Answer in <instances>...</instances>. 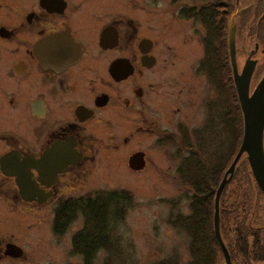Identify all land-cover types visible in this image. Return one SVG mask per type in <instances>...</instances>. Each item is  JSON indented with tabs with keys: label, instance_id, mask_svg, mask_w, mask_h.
<instances>
[{
	"label": "flooded vegetation",
	"instance_id": "obj_1",
	"mask_svg": "<svg viewBox=\"0 0 264 264\" xmlns=\"http://www.w3.org/2000/svg\"><path fill=\"white\" fill-rule=\"evenodd\" d=\"M147 1L0 0V264H46L32 228L51 215L60 239L64 205L115 188L96 174L179 184L181 157L218 141V7Z\"/></svg>",
	"mask_w": 264,
	"mask_h": 264
},
{
	"label": "trees",
	"instance_id": "obj_2",
	"mask_svg": "<svg viewBox=\"0 0 264 264\" xmlns=\"http://www.w3.org/2000/svg\"><path fill=\"white\" fill-rule=\"evenodd\" d=\"M209 1L218 7V25L207 18L209 33H218V45L206 42V68H212L214 60L218 67V141L207 139L204 153L181 157L176 171L181 191L161 200L169 206L165 222L186 239V257L173 249L152 264H225L214 235V198L243 133L227 44L228 22L235 12L237 39L264 47V0ZM131 202L126 189L98 190L86 201L64 205L54 221L55 232L62 234L80 216L82 226L71 237V253L80 257V264H96L95 257L102 252L106 254L102 264H111L121 257L113 223L123 218ZM219 227L231 264H264V195L244 155L220 195Z\"/></svg>",
	"mask_w": 264,
	"mask_h": 264
},
{
	"label": "rangeland",
	"instance_id": "obj_3",
	"mask_svg": "<svg viewBox=\"0 0 264 264\" xmlns=\"http://www.w3.org/2000/svg\"><path fill=\"white\" fill-rule=\"evenodd\" d=\"M144 3L149 1L144 0ZM243 40L236 37L237 62L240 71L244 65L248 51L253 48L250 39ZM262 58V54L257 55ZM263 63V60L261 61ZM260 62V63H261ZM263 67H256L251 78V89L262 75ZM263 76V75H262ZM102 172L95 175V187H123L132 194V202L126 207V212L122 219L114 222V232L119 237L120 259L114 260L111 264H152L154 261L164 257L173 249L186 257V239L183 234L176 232L165 222L169 213V206L161 200L177 196L181 187L175 179L174 182H157L150 173H143L142 179L131 174ZM154 183H153V180ZM149 181V182H148ZM51 215L47 216L46 225L37 230L32 228V236L36 235L34 242L41 244L39 236L41 234L45 241L46 250L38 248L39 255L45 258L46 264H63L73 262L80 264V257L71 253L69 248L70 233L77 231L82 226V218L79 216L68 228L60 239L51 233ZM43 233V235H42ZM105 253L98 252L95 257L96 264H102Z\"/></svg>",
	"mask_w": 264,
	"mask_h": 264
},
{
	"label": "water",
	"instance_id": "obj_4",
	"mask_svg": "<svg viewBox=\"0 0 264 264\" xmlns=\"http://www.w3.org/2000/svg\"><path fill=\"white\" fill-rule=\"evenodd\" d=\"M235 30L233 14L229 21L228 46L233 79L243 114V133L240 146L229 168L221 180L214 198V235L223 253L225 263L231 264L228 251L221 238L219 227V199L224 186L233 173L238 160L244 155L252 176L264 195V74L250 92L251 78L256 61L247 57L241 71L236 60Z\"/></svg>",
	"mask_w": 264,
	"mask_h": 264
}]
</instances>
